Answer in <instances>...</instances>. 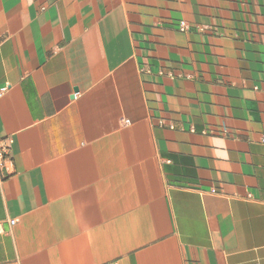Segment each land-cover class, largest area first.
Wrapping results in <instances>:
<instances>
[{"label":"crops","instance_id":"1","mask_svg":"<svg viewBox=\"0 0 264 264\" xmlns=\"http://www.w3.org/2000/svg\"><path fill=\"white\" fill-rule=\"evenodd\" d=\"M8 139L0 264H264V0H0Z\"/></svg>","mask_w":264,"mask_h":264},{"label":"built area","instance_id":"2","mask_svg":"<svg viewBox=\"0 0 264 264\" xmlns=\"http://www.w3.org/2000/svg\"><path fill=\"white\" fill-rule=\"evenodd\" d=\"M187 29V24L182 22L180 25V30L185 31ZM128 124L129 122L126 121ZM11 146V140L3 141L0 145V176L7 177L10 175V167L12 165L11 159L9 157V151ZM13 224V223H12Z\"/></svg>","mask_w":264,"mask_h":264}]
</instances>
